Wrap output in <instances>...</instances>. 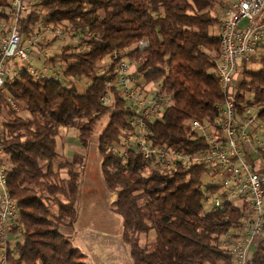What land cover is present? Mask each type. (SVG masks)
<instances>
[{
	"label": "trees",
	"instance_id": "trees-1",
	"mask_svg": "<svg viewBox=\"0 0 264 264\" xmlns=\"http://www.w3.org/2000/svg\"><path fill=\"white\" fill-rule=\"evenodd\" d=\"M35 1L18 21L22 40L45 27L64 29L69 40L56 54L49 49L42 61L61 73L60 82L34 81L23 72L4 84L0 99L2 161L21 221L10 264H85V255L63 233L77 220L84 161L82 153L58 161L56 138L67 128L76 131L82 150L91 142L96 145L104 186L116 195L110 208L122 219L121 239L132 264H230L223 237L240 232L245 222L241 207L231 201L214 212L204 206L206 195H224L219 186L203 183L210 168H147L133 146L126 162L111 149L122 150L127 122L134 116L117 87L116 61L109 56L113 50L127 61L139 60L131 70L133 88L152 92L159 87L171 96L161 117L148 123V143L189 154L206 149L190 122L214 123L217 105L226 98L215 76L220 51L213 33L216 0ZM7 3L0 0V11ZM141 39L148 40L143 52L135 47ZM53 42L47 38L36 48ZM260 54L256 71H247L246 62L238 64L230 92L238 111L251 99L258 131L264 124V49ZM105 92L108 102L103 104ZM5 97L28 116L11 110ZM142 236L149 241L140 244ZM248 264H264V238Z\"/></svg>",
	"mask_w": 264,
	"mask_h": 264
},
{
	"label": "built area",
	"instance_id": "built-area-1",
	"mask_svg": "<svg viewBox=\"0 0 264 264\" xmlns=\"http://www.w3.org/2000/svg\"><path fill=\"white\" fill-rule=\"evenodd\" d=\"M221 2L217 22L220 51L215 76L226 98L217 105L214 123L208 120L190 122L191 131L205 143L206 149L189 154L148 143V123L161 117L171 103V96L161 93L159 87L152 92L133 88L135 79L130 66L138 64L139 60L127 61L120 58L115 50L109 56L116 61L117 87L134 116L127 122V136L123 139L122 150L111 149L119 152L122 161L126 162L127 150L133 146L147 168L164 171L187 170L195 165L210 168L212 176H209L219 177V192L224 195L208 194L204 204L210 212H214L229 202V197L239 200L245 224L238 233H226L222 246L230 264H248L252 250L264 238V134L260 137L254 128L257 115L251 99H246L241 111H238L230 92L238 64L250 61L251 54H257L254 60L260 61V51L264 49V0ZM35 3V0H8L0 11V99L4 84L12 82L23 72L34 81L60 82L62 79L58 70L44 64L40 68L27 64L41 35L37 31L23 41L17 24ZM41 26L42 23L38 25ZM47 33H52L58 42L69 40L62 28H50ZM135 47L143 52L148 47V40H139ZM74 82L79 83L78 80ZM100 100L103 104L107 103L108 93L105 92ZM5 103L11 110L16 109V102L11 97H5ZM2 138L0 117V264H10L9 252L19 238L21 221L19 208L6 184L8 168L2 161Z\"/></svg>",
	"mask_w": 264,
	"mask_h": 264
},
{
	"label": "rangeland",
	"instance_id": "rangeland-1",
	"mask_svg": "<svg viewBox=\"0 0 264 264\" xmlns=\"http://www.w3.org/2000/svg\"><path fill=\"white\" fill-rule=\"evenodd\" d=\"M219 3V4H218ZM215 3L216 9V25L213 27V33L217 36V22L220 17L219 2ZM46 28V29H45ZM44 32L40 33L41 39L37 42L46 43L47 38L54 39L53 43L60 44L61 47L65 41H57L50 31L51 27H45ZM68 43V41H66ZM51 46H44L43 48H34L30 60H44L50 52L56 54L57 49ZM132 48V47H130ZM50 49V52H49ZM59 49V48H58ZM257 54L250 55V61L246 62L247 71H256L260 67L259 61L254 60ZM39 57V58H38ZM103 62L108 63L106 57ZM25 64V63H24ZM40 68L41 65H33ZM132 70V66H130ZM56 71V69L51 68ZM242 76H240L241 78ZM75 81V80H73ZM80 82V81H79ZM82 82H85L82 80ZM77 83V82H76ZM78 84V83H77ZM89 83H83L87 86ZM15 111L23 117L28 115L22 111V106L16 103ZM256 111V110H255ZM261 130H257V134L261 137L264 134V124L261 123ZM56 150L59 154L60 162L70 160L74 153H82L84 155L83 167L81 170L80 181V195L77 199V220L72 229H64L63 233H68L73 247H77L83 254L88 257L87 263L89 264H132L129 257L128 246L122 242V219L113 212L110 208V203L116 198V195L107 191L104 186L102 174L99 169L101 159L97 154L96 145L91 142L86 150H82L76 140V131L74 129H62L59 136L56 138ZM61 177H66L65 170L60 169ZM219 177H211L209 175L203 178V183L207 185H220ZM222 190V189H221ZM229 200L240 206V202L236 197H229ZM204 206L207 208V204ZM148 238H151L150 235ZM147 238V239H148ZM144 236L140 239V244L146 241Z\"/></svg>",
	"mask_w": 264,
	"mask_h": 264
},
{
	"label": "crops",
	"instance_id": "crops-1",
	"mask_svg": "<svg viewBox=\"0 0 264 264\" xmlns=\"http://www.w3.org/2000/svg\"><path fill=\"white\" fill-rule=\"evenodd\" d=\"M216 2L218 3L219 2V0H216ZM222 3V2H221ZM221 3H220V5H219V9H221ZM219 4V3H218ZM60 44H57V43H52V47H54V48H56V49H58L60 46H59ZM39 58V57H38ZM29 64H31V65H36V64H38V65H41L42 66V64H43V62H42V60H30V62H29ZM115 199H113L112 201H111V203L114 201ZM110 203V204H111ZM65 235H67V236H69V234L68 233H64ZM75 248H77V247H75ZM85 255V261H84V263L85 264H89V263H87V259H88V257H86L87 255L86 254H84Z\"/></svg>",
	"mask_w": 264,
	"mask_h": 264
}]
</instances>
